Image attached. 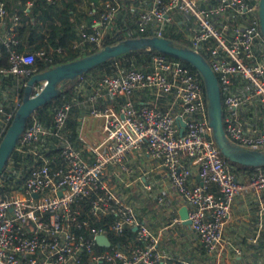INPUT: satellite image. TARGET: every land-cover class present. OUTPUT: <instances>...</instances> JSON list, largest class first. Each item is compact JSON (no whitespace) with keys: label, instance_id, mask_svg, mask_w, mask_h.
Returning a JSON list of instances; mask_svg holds the SVG:
<instances>
[{"label":"built area","instance_id":"1","mask_svg":"<svg viewBox=\"0 0 264 264\" xmlns=\"http://www.w3.org/2000/svg\"><path fill=\"white\" fill-rule=\"evenodd\" d=\"M125 1L103 0L91 24L77 25L73 47L98 49L130 36V23L118 16ZM138 9V29L164 36L174 22L175 31H186L188 45L204 55L218 79L226 135L264 149L258 0H150ZM18 21L0 0V44L8 56L0 75L14 77L10 101L16 107L17 89L43 54L16 48ZM74 90L71 100L52 108L50 126L27 122L13 149L31 153L36 163L17 187L0 192V264H219L234 199L264 190V165L239 164L221 153L199 73L154 52L147 68L83 73ZM6 98L0 99V140L16 109L5 106ZM73 105L82 116L100 119V136L78 129L74 141L64 135ZM48 147L56 148L49 156L43 151ZM262 212L263 206L243 245L231 246V258L259 243ZM194 246L199 252L191 257Z\"/></svg>","mask_w":264,"mask_h":264},{"label":"trees","instance_id":"2","mask_svg":"<svg viewBox=\"0 0 264 264\" xmlns=\"http://www.w3.org/2000/svg\"><path fill=\"white\" fill-rule=\"evenodd\" d=\"M5 7L10 13L18 15V25L16 27V35L19 42L16 45L18 50H26L32 52H42L35 56L34 66L35 72L47 69L55 64L72 60L78 56L91 53L95 50L92 46L84 45L81 47H73V43L77 40V25L80 22L91 24L93 19H96L102 6L103 0H85L87 5L91 3L93 13L88 14H75V0H56L55 4L47 3L45 0H4ZM27 2H30L26 6ZM122 12L119 11L118 16ZM116 25H120L119 19ZM175 23L168 25L163 32V35L171 38L182 44H189L188 37L185 30H174ZM46 30V35L42 30ZM154 34L153 30L149 27L138 29L134 23L130 26V36H144ZM121 38H125L121 36ZM29 44V46H25ZM59 48L60 51H56ZM155 51L139 50L134 52L125 53L114 58H111L103 63L86 71L85 74L95 73L96 71L107 70L109 73H115L117 67L124 69L139 67L147 68L151 55ZM166 57L173 59H180L178 57L164 54ZM118 65H117V64ZM184 63L192 70L196 71L190 64ZM8 66L7 51L0 44V68ZM68 83H71L68 85ZM65 84L63 89L52 100L45 102L38 106L31 114L28 123L35 119L38 123L44 126H50L52 122V115L50 111L52 108L65 100H71L74 97V80ZM0 85L5 90L9 98L4 100L7 108H15L16 105L10 101L12 96V87L15 85L14 77L10 74L0 75ZM24 87H19L18 97L19 102L23 96ZM4 93L0 90V97ZM81 114V107L73 105L69 115L66 119V124L63 128V133L71 141L76 137L77 128L79 125L78 117ZM46 155H51L56 151V148L43 149ZM36 163L33 161L31 153H19L13 150L0 172V192L10 190L12 187H17L21 183L24 174L29 170L28 166ZM19 173V176L17 174ZM175 264H178L175 262Z\"/></svg>","mask_w":264,"mask_h":264},{"label":"water","instance_id":"3","mask_svg":"<svg viewBox=\"0 0 264 264\" xmlns=\"http://www.w3.org/2000/svg\"><path fill=\"white\" fill-rule=\"evenodd\" d=\"M260 31L264 37V0H258ZM150 50L169 54L190 64L200 75L207 100L209 124L212 136L221 153L229 160L248 166L264 165V149H252L230 140L222 124V103L218 79L210 64L200 52L188 44H182L166 36H128L95 49L93 52L72 60L55 64L47 69L31 74L24 85L23 96L13 117L0 140V172L18 142L21 132L33 111L60 93L66 83L79 75L116 56ZM182 218L187 217V209L181 207ZM185 223H189L186 219ZM108 243L107 238L98 237Z\"/></svg>","mask_w":264,"mask_h":264},{"label":"crops","instance_id":"4","mask_svg":"<svg viewBox=\"0 0 264 264\" xmlns=\"http://www.w3.org/2000/svg\"><path fill=\"white\" fill-rule=\"evenodd\" d=\"M149 2L150 0H126L122 6L123 12L121 11L123 20L128 21L130 26L133 23L137 25L136 18L139 10L138 8L142 7L143 5H148ZM28 5L29 4H26V6ZM74 5L75 14L77 16L83 13L90 15L89 10L91 9V3L87 5L85 0H75ZM42 33L46 35V30L43 29ZM25 46H29V44H25ZM0 90H2L4 95L7 94V88L4 90L0 85ZM2 98L3 97H0V99ZM15 98L16 97H13V99ZM78 120V130L92 138L100 136L99 130L101 121L99 118L82 116L80 114ZM261 206H263V233L261 240L257 245L243 247L244 249L242 254L231 258L229 254L231 253V246L241 244L243 245V238L252 234L253 230L256 228L258 221L257 217ZM224 233L225 243L227 245V253L220 258L219 264H264V190H261L259 193L249 190L236 195L232 205L230 218L225 224ZM190 236L192 237L193 234L190 233ZM189 243L191 245L193 244L192 242ZM198 252V246H194L192 249H190V254H192L191 257L193 255L195 257ZM213 264H215V262H213Z\"/></svg>","mask_w":264,"mask_h":264},{"label":"rangeland","instance_id":"5","mask_svg":"<svg viewBox=\"0 0 264 264\" xmlns=\"http://www.w3.org/2000/svg\"><path fill=\"white\" fill-rule=\"evenodd\" d=\"M71 83H68V85H70Z\"/></svg>","mask_w":264,"mask_h":264}]
</instances>
